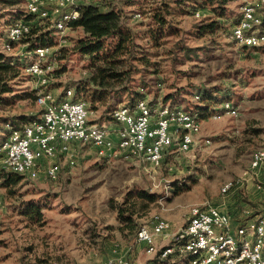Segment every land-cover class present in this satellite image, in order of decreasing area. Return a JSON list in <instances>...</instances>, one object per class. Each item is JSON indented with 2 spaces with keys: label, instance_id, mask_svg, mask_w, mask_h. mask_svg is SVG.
<instances>
[{
  "label": "rangeland",
  "instance_id": "1",
  "mask_svg": "<svg viewBox=\"0 0 264 264\" xmlns=\"http://www.w3.org/2000/svg\"><path fill=\"white\" fill-rule=\"evenodd\" d=\"M106 1H112L122 11L126 25L136 35L135 43L149 53V64L137 65L140 72L133 74L132 90L142 88L150 104L191 108L197 103L193 99L201 87L210 89L216 98L210 100L208 112L200 113V130L194 135L191 149L187 153L177 152L174 142L165 151L159 167L124 152L99 157L92 147L80 145L76 165L65 167L56 182L43 176L23 177L5 187L0 177V264H99L106 257L123 254L126 248L134 251L138 228L150 226L154 215L166 218L176 228L185 225L190 204L204 200L217 205L227 202L230 194L220 193L222 183L241 177L248 170L251 152L264 145V47H242L232 40L235 38L231 33L241 6L257 0H229L222 15V10L213 11L209 5L198 6L202 0L184 1V13L177 6L170 8L167 19L171 25L157 41L148 34V22L163 0ZM24 7L25 0L16 5L0 0V56L16 57L21 62L18 77L13 80L18 98L1 106L0 115L35 118L41 112L36 103L39 92L50 90L59 95L72 88L75 94L73 84L87 77L90 64L85 57L72 53L76 39L83 33L80 28H69L54 34L53 42L46 43L52 46L55 56L50 58H54V67L44 84L25 71L36 59L27 54L32 51L27 43L21 40L13 47L4 43L7 27L22 20ZM258 12L264 22V5L259 6ZM211 20L217 22L212 31H198V25ZM109 43L106 41L105 47H110ZM182 44L198 49L187 52ZM170 87L176 88L178 99L166 98L163 102ZM127 95L119 101L111 98L108 109L90 106L89 120L113 127L112 110L120 104L131 105ZM75 96L90 103L83 91ZM221 96L231 99L237 113L211 118L210 114L218 110ZM3 136L0 131V140ZM206 138L209 143H205ZM0 173L9 172L0 168ZM250 182L264 188V179L260 181L254 176ZM141 190L155 195V199L137 197ZM29 201L40 205V218L22 213ZM121 210L124 214L133 213L131 220L126 221L128 224L123 217L118 218ZM248 210L251 215H260L264 208L253 206ZM168 242L169 239L159 241L157 246ZM129 256L136 264H162V260L146 254L142 247L139 255Z\"/></svg>",
  "mask_w": 264,
  "mask_h": 264
},
{
  "label": "built area",
  "instance_id": "2",
  "mask_svg": "<svg viewBox=\"0 0 264 264\" xmlns=\"http://www.w3.org/2000/svg\"><path fill=\"white\" fill-rule=\"evenodd\" d=\"M97 0H25L24 12L31 15L22 18V24L6 33L4 43H18L27 37L34 25L53 29L61 34L69 29V23L79 16L81 3ZM248 5H255V12H248ZM264 0L246 2V14L242 25H232V39L240 46L251 48L260 45L259 39H246L243 26L255 30L257 20L263 19L258 12ZM75 7V16H66V8ZM197 14V13H196ZM139 15V13H136ZM38 55V63L25 71H34V77L42 84L53 71L55 56L51 47L44 51L28 52ZM50 59V60H49ZM198 101L199 98H194ZM36 103L40 114L21 127L9 125V133L0 140V168L29 179L43 176L56 182L64 168H72L77 162L80 145L92 147L97 156L108 158L116 152L141 159L153 167H159L165 151L174 146L180 153H187L194 144V135L200 130V112L180 104L154 103L137 99L132 105L120 104L112 110L113 127L91 122L90 107L83 99H67L66 89L59 95L50 90L37 94ZM230 99L219 103L211 118L223 113L236 114ZM205 143H209L206 138ZM264 170V145L250 154L248 170L241 177L226 180L220 193L227 195L234 189H243L246 183ZM162 198L160 199V201ZM172 224L159 214L154 215L150 226L142 225L135 234L134 242L143 246L148 255H156L172 264H264V215L243 219L234 229L230 227V215L210 201L204 200L188 206L186 223L172 231ZM169 239L161 246L157 243ZM82 264H92L85 262ZM99 264H136L127 255H112Z\"/></svg>",
  "mask_w": 264,
  "mask_h": 264
},
{
  "label": "trees",
  "instance_id": "3",
  "mask_svg": "<svg viewBox=\"0 0 264 264\" xmlns=\"http://www.w3.org/2000/svg\"><path fill=\"white\" fill-rule=\"evenodd\" d=\"M184 1L189 0H163L160 3L161 5L157 7V10L152 14L148 22V26L150 25L148 34L154 41H157V39L166 34L165 28L171 25V21L167 19L171 14L170 8L175 9L177 6L178 8L176 9L184 13ZM227 1L229 0H202L200 3H195L198 6L209 5L213 11L222 10L221 14H219L222 15ZM2 2L6 5H16L21 0H2ZM170 4L176 5L171 6ZM121 12L112 1L97 0L96 2L81 3L79 5V16H76L75 20L69 23L70 28H80L83 33L81 37L76 39L72 47V53H76L82 56V58L85 57L90 65H87V77L73 85H75L77 93L81 91L87 93L88 101L90 102L88 104L89 107L97 109L99 106H103L104 109H108L111 98L119 101L120 97L124 94H128L129 103L132 105L138 98L144 96L143 89L141 88L142 91L140 89L139 91L138 88L137 90H132L131 83L134 81L133 74L140 72L137 65L146 66L149 64V53L140 49L139 45L135 43L136 35L126 25ZM75 15L76 8L73 16ZM14 16L18 17L19 13H15ZM30 17L31 15L25 13L23 10L20 19H29ZM216 23L213 20L201 23L197 27L198 31H212ZM54 34L53 29H43L42 25L37 24L32 27L30 34L22 38V40L27 43L28 50H32L28 52H33L37 47L46 45L48 42H53ZM106 41L110 42V47H105ZM251 47L252 49H260L264 47V43ZM182 48L187 52H196L198 49L197 47H188L183 44ZM32 56L34 57V55ZM19 66H21V62L18 58L0 56V107L9 103L14 97L18 98V95L14 94L13 80L18 77ZM174 89L176 88L170 87V91L164 95L163 102H165L164 99L166 98L171 100L178 99L179 93L174 91ZM218 92L220 93V91ZM197 94L199 95V100L192 105L193 110L200 113L203 111L208 112L211 109L210 100L216 97H212L213 93L210 92V89L204 87L197 89ZM24 96L20 95V97ZM224 99L229 98L221 96L218 102L220 103ZM188 107L191 108V106ZM31 119L32 117L19 118L0 115V124H2V127L0 125V131L7 134L9 133V129L6 125L17 128L28 123ZM0 177L2 178L1 184L5 187L10 184H16L20 178H23L22 175L12 172L0 173ZM136 195L139 198L150 201L155 199V195L147 193L144 190L138 191ZM22 213L29 218H40V205L35 201L26 202ZM132 214V212L124 214L123 210L117 213L118 218L119 216L124 218V222L131 220ZM261 214L264 215V212ZM125 224L128 223L126 222ZM121 230L123 231V228ZM161 262L162 264H172L167 260Z\"/></svg>",
  "mask_w": 264,
  "mask_h": 264
},
{
  "label": "crops",
  "instance_id": "4",
  "mask_svg": "<svg viewBox=\"0 0 264 264\" xmlns=\"http://www.w3.org/2000/svg\"><path fill=\"white\" fill-rule=\"evenodd\" d=\"M145 96L146 95H144V97ZM72 98L80 99V98H77L75 94H74V97ZM257 177L259 178L260 181L264 179V170H260L258 172ZM245 188L246 189H234L233 191L229 193L230 195L228 197L227 202L218 204L221 210L229 213L230 227H232V229H234V227L243 219L253 217V215H251L252 212L249 214V210H248L249 208L253 206L256 209L264 208V188L256 184H253L250 181L246 183ZM226 196H228V194ZM172 225H173L172 231L178 228V227L175 228L174 223ZM139 247L143 248V246L140 244H136V246L134 247V251L133 249L132 251H129L130 248H126L125 249L126 252H123V255L124 254L127 256L139 255Z\"/></svg>",
  "mask_w": 264,
  "mask_h": 264
},
{
  "label": "bare ground",
  "instance_id": "5",
  "mask_svg": "<svg viewBox=\"0 0 264 264\" xmlns=\"http://www.w3.org/2000/svg\"><path fill=\"white\" fill-rule=\"evenodd\" d=\"M74 11H75V7H67L66 16H73ZM248 12H255V6L248 5ZM239 13L240 15L238 16L236 23H234L233 25H242L241 17H243L246 14L245 4L241 6ZM17 24H22V20L18 19L17 21L9 24V26L7 27V33H9L10 30H13L14 28H16ZM257 27L264 28V22H262L260 19L257 20ZM231 33H232V36L235 38V32L231 30ZM243 35H244V38L246 39H259L260 37H262V41H264V29L255 30V28H253L252 26H243ZM262 43L264 42H261L260 44ZM251 46H258V45H251ZM6 47H9V43L6 44ZM47 48H49L48 45H42V46L37 47L33 52L44 51ZM37 63H38V55H36V59L33 62L29 63L26 68H33L34 66H36ZM28 72L34 74V71H28ZM66 92H67V99H73L72 97H74V92L72 88H67ZM194 97L198 98V95H195ZM138 99H145V97L143 96Z\"/></svg>",
  "mask_w": 264,
  "mask_h": 264
}]
</instances>
